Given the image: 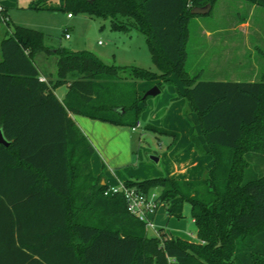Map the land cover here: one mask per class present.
Instances as JSON below:
<instances>
[{"label":"trees","instance_id":"obj_1","mask_svg":"<svg viewBox=\"0 0 264 264\" xmlns=\"http://www.w3.org/2000/svg\"><path fill=\"white\" fill-rule=\"evenodd\" d=\"M216 1L62 0V10L109 19L112 31H137L156 72L107 65L85 50H52L42 32L22 26L0 41V131L8 142L0 144V264H264V73L256 81H203L186 69L190 10H211ZM241 1L264 9V0ZM38 53L55 57L54 82L39 80ZM170 76L182 85L212 164L197 180L123 183L158 189L169 218L180 219L188 204L195 243L163 230L148 236L121 194L104 196L108 186L91 174L94 150L69 117L134 128L148 97L137 99L133 84ZM145 129L172 143L178 137Z\"/></svg>","mask_w":264,"mask_h":264},{"label":"rangeland","instance_id":"obj_2","mask_svg":"<svg viewBox=\"0 0 264 264\" xmlns=\"http://www.w3.org/2000/svg\"><path fill=\"white\" fill-rule=\"evenodd\" d=\"M68 13L70 17H67ZM14 26L42 32L45 35L44 44L50 49L61 46L71 51L85 50L98 56L107 65L134 66L156 72L145 39L137 31L133 29L128 33L112 31L109 19L62 10V0H23L21 5L8 6L4 9V14H0V38L9 33ZM235 27L238 31L247 32L242 36L239 33L230 36H223L220 33L210 37H204L201 33V31L232 30ZM63 29H66L69 39L64 38ZM223 41L234 43L229 47ZM221 48H233L234 52L230 54L231 61L212 59L214 55L222 59L227 57L221 54ZM186 51V69L191 76L198 75L200 80L215 81L219 77L240 81L258 80L264 73V9L241 0H218L208 14L190 18ZM35 62L43 74L48 76L49 73L55 72L52 57H44L40 54ZM145 82L143 89L137 88L138 82L133 84L137 99L161 81L155 79ZM159 84V94L146 99L142 112L144 114L139 117L135 131L129 133L128 127L119 128L124 133V140L129 142L131 150L127 152L128 142H125L117 155L118 158L109 162L98 152H94V168L98 175L115 182L116 178L124 181H141L170 173L175 162L169 155L164 154L163 157L160 155L169 151L165 143L171 138L147 131L145 127L160 126L161 120L167 113L166 109L181 98H175L177 93L172 83ZM146 87L148 88L145 89ZM129 88L131 87L122 91L127 92ZM167 89L173 92L174 98H166ZM183 104V108L178 113L171 111V115L167 118L175 130L180 125L183 126V121L192 125L190 116H193V113L185 102ZM139 105L141 106V103ZM150 156L160 159L154 162ZM152 191L156 194L159 192L158 189ZM154 225V230L145 229L148 236H157L159 230H163L166 234L171 231L179 238L191 239L195 235V226L191 223L190 209L186 203L183 204L180 219L166 217L161 208L154 218Z\"/></svg>","mask_w":264,"mask_h":264},{"label":"crops","instance_id":"obj_3","mask_svg":"<svg viewBox=\"0 0 264 264\" xmlns=\"http://www.w3.org/2000/svg\"><path fill=\"white\" fill-rule=\"evenodd\" d=\"M218 1V0H217ZM216 1V2H217ZM23 0H0V6L4 10L8 6H12L13 4L16 5H21ZM68 17V14H67ZM70 17V16H69ZM66 29H63V34H65ZM247 31L246 30H241L238 31L235 28L232 30H226V31H220V30H215V31H201L203 33L204 37H210L212 35L220 34L222 33L223 36H230V35H236L239 33L241 36L245 35ZM67 33V32H66ZM5 36L2 35L0 38V41L4 38ZM68 37L67 39H69ZM66 39V38H65ZM211 41V39H210ZM213 41V40H212ZM224 44L230 45L234 42L232 41H223ZM53 50V49H52ZM221 54L225 55L227 57H224L223 59L221 57H218L214 55L212 59L215 61H220L224 60L223 62L231 61V55L232 52H234L233 48H221ZM43 54V53H38L33 57L34 64L36 65L38 71H39V80H43L44 82L46 81H55V72L54 73H49L48 76L43 74L42 71L40 70L39 66L36 64L35 59L38 55ZM44 57H46L45 54H43ZM53 58V63H54V68L56 71L55 67V57L54 56H49ZM99 58L98 56H96ZM0 60H1V54H0ZM152 63V62H151ZM153 65V64H152ZM245 66V64H243ZM242 66V67H243ZM155 68V67H154ZM156 70V69H155ZM169 84H173L175 87V92L177 93L176 99L181 98L180 94L182 92V85L181 83L174 77L170 76L168 78ZM215 81H223V82H236L240 81L238 79H229L226 77H219V79H215ZM245 81H252V80H245ZM145 81H139L137 84V88L139 89L140 87L143 89ZM146 87L145 89H147ZM60 90V93H58V90ZM67 86L66 85H61L57 88L54 89L53 93L58 99V101H61L64 97V94L66 92ZM160 90V88H159ZM175 95H173V92L170 89H167V97L169 99L174 98ZM184 101L187 105L188 103L183 99H178L177 101L173 102L172 106L170 108H167L166 115L164 116V119L161 120L162 123H160V126L153 125L158 128H162L171 132H174L178 135L177 140L175 143H172V138L170 141L165 143L167 150H169L167 153H163L160 155V157L164 156V154L169 155L170 158L175 162L172 166V169L170 170V173H168L166 176L172 178V179H183V180H197L199 179L202 174L211 166L212 164V158L206 154L207 151V146L205 144V141L201 135L199 124L196 118L195 113L193 112L192 108L188 105L189 109L192 111L193 116H190V122L191 126L188 125L186 122L183 121V126L180 125V127H177L176 130L173 129L175 127H172L170 120H167V118L171 115L172 113H178L184 106ZM144 105L141 106L142 111L140 114V117L143 116L144 113L143 109L145 108L146 102L143 103ZM162 113V112H161ZM163 114V113H162ZM161 114V115H162ZM71 120L74 122V124L80 129V131L84 134V136L87 138L88 142L93 148V154L90 157V169H91V174L93 177H98L100 176V183L105 184L106 186H114L116 183L119 182H124V180H120L116 178V181L114 182L112 179H106L105 177L98 175V173L95 171L94 168V152H98V154L104 157L106 161L114 160L115 158H118L117 155H119V152L122 150L123 144L126 142L124 140V133L119 130V128H127V127H120V126H114L112 124L106 123V122H101L97 120H91L89 118L79 116V115H69ZM138 124L136 125L135 128H137ZM171 126V127H170ZM178 126V125H177ZM172 128V129H171ZM130 132L133 133L135 131L132 130V128H129ZM163 136V135H162ZM191 136H194L196 141L198 142L199 148L202 150L201 152L196 151L194 148V145L191 142ZM169 137V136H167ZM128 142V141H127ZM126 142V143H127ZM128 144V151L131 150V146ZM158 158V160L160 159ZM137 171V170H135ZM135 173V172H132ZM149 179V178H148ZM162 207H159L157 209L156 214ZM155 214V216H156ZM155 218V217H154ZM191 223H193V220L191 219ZM168 235L174 236L171 231H168ZM177 237V236H174ZM179 238V237H178ZM181 239L191 241V242H196V229H195V235L191 239L187 238H182Z\"/></svg>","mask_w":264,"mask_h":264},{"label":"built area","instance_id":"obj_4","mask_svg":"<svg viewBox=\"0 0 264 264\" xmlns=\"http://www.w3.org/2000/svg\"><path fill=\"white\" fill-rule=\"evenodd\" d=\"M2 7L0 6V14ZM70 14H68V17ZM66 31V30H64ZM69 35L65 32L64 38ZM41 81H43L41 79ZM132 128V130H134ZM114 194H121L125 201L126 211L135 217L138 221L144 224L145 229H155L154 217L160 204L157 200V194L153 191L144 193L135 187L126 186L123 182H119L114 186H109L103 192L104 196H112Z\"/></svg>","mask_w":264,"mask_h":264},{"label":"water","instance_id":"obj_5","mask_svg":"<svg viewBox=\"0 0 264 264\" xmlns=\"http://www.w3.org/2000/svg\"><path fill=\"white\" fill-rule=\"evenodd\" d=\"M211 6L210 5H205L203 7H195L190 10L191 15H206L209 13ZM159 94V88L154 85L151 88H149L147 91H145L142 95V99H145L146 97H153ZM0 144L3 146H8V142L3 138V135L0 131ZM150 159L153 160L154 162L158 161V158L155 156H150Z\"/></svg>","mask_w":264,"mask_h":264}]
</instances>
